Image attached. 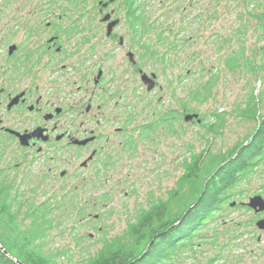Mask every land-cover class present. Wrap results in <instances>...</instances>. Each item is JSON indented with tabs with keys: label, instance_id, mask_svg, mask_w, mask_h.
<instances>
[{
	"label": "flooded vegetation",
	"instance_id": "obj_1",
	"mask_svg": "<svg viewBox=\"0 0 264 264\" xmlns=\"http://www.w3.org/2000/svg\"><path fill=\"white\" fill-rule=\"evenodd\" d=\"M142 1L122 0L118 6L119 0H98L97 4L70 0L75 6H60L61 0H0V178L17 198L21 187L29 185L34 198L45 199L51 192L44 202L86 203L92 209L105 201L119 203V182L101 187L127 166L126 155L146 154L144 145L153 144L152 134L160 123L154 108L151 121L137 124L144 116L139 106L144 105L127 96L137 76L145 85L144 75H156L146 73L143 66L145 53L154 50L136 38L135 45L127 44L118 33L122 25H127L128 34L139 35L144 29ZM159 2L168 6L165 0ZM115 43L123 56L112 50ZM183 45L178 41L169 51ZM147 83L153 85L150 80ZM262 164L264 154L235 175L236 182L228 188L221 173L219 211L171 213L169 199L141 210L138 226L152 216L154 228L162 222L173 229L181 224L188 229L193 223L205 226L212 221L187 218L191 214L219 216L217 237L212 239L216 261L264 264V209L249 207L257 197L264 205V184L249 193L246 202V191L240 188ZM84 210L85 206L77 210V216ZM162 213L164 221L159 220ZM184 237L178 245L201 247L198 241H208L207 237L197 239V232L193 237L189 231ZM154 243L158 244V238H152Z\"/></svg>",
	"mask_w": 264,
	"mask_h": 264
},
{
	"label": "rangeland",
	"instance_id": "obj_2",
	"mask_svg": "<svg viewBox=\"0 0 264 264\" xmlns=\"http://www.w3.org/2000/svg\"><path fill=\"white\" fill-rule=\"evenodd\" d=\"M159 1L143 0L140 3L142 17L146 18L139 35L128 34L127 25H122L118 31L125 36L127 44L135 45L139 39L144 46L154 50L152 54L147 51L143 59L144 71L156 74L154 88L149 90L150 84H145L147 89L137 76L130 82L127 96L141 100L144 105L139 106V109L144 108V116L137 124L144 119L151 121L154 108L159 118L167 111H178L180 116L178 122H174V131L158 125L152 134L153 144L147 141L144 145L146 154L135 158L126 155L127 166L117 170L114 180L101 187L103 190L107 185L119 182L122 193L119 203L105 201L92 209L86 203L51 199L44 202L51 192L45 199L34 198L29 194V185L21 187L18 199L13 191L9 193L8 199H16L11 203H15L13 209L18 214L21 230L37 228L44 236L37 244L59 264H81L86 259L96 258L116 239L129 243L131 225L138 226L141 210L149 209L152 204L170 199L171 213L183 212V208L190 205L192 188L189 181L180 182L186 163L190 164L192 156H198L204 150L219 157L228 154L238 144L251 140L264 117V56L255 55V50L264 46L261 27L264 0H165L168 6H160ZM91 2L97 4L98 0ZM69 3L70 0H61L60 6H75ZM122 4L119 0L118 6ZM229 39L232 41L227 42ZM178 41L185 47L169 51L170 45H176ZM114 45L112 50L123 56L124 51L118 49V43ZM243 47L245 58L263 66L261 71H247L243 67L232 73L226 68L225 61L231 52L241 53ZM126 65L125 62L124 67ZM212 78L216 79L212 95L207 100H197L194 91L203 93ZM137 86L135 94L131 95ZM249 110L254 111V117L248 114ZM217 112L222 113L217 134L203 130L202 121H184L187 115L197 114L201 120L205 117L207 122H214ZM262 184L263 164L252 180L240 184L241 190L246 191L243 202ZM126 190L129 194H125ZM33 206L43 208L45 216L38 220L30 217ZM83 206L84 212L77 216V210ZM211 220L197 231L200 236L197 239L207 237L208 241H198L203 243L201 247L197 243L181 245L173 264H219L215 245L219 216Z\"/></svg>",
	"mask_w": 264,
	"mask_h": 264
},
{
	"label": "trees",
	"instance_id": "obj_3",
	"mask_svg": "<svg viewBox=\"0 0 264 264\" xmlns=\"http://www.w3.org/2000/svg\"><path fill=\"white\" fill-rule=\"evenodd\" d=\"M261 21V27L264 30V19ZM231 41L232 39H229L227 42ZM245 53L244 47L241 49V53L231 52L230 57L225 61L226 68L232 73H236L243 67H246L247 71H257V69L261 71L263 66H258L249 57L245 58ZM258 54L264 56V46L255 50V55ZM243 59L244 62H242ZM215 83L216 79L212 78L207 82L203 93L201 90L194 91L196 99L207 100L212 95ZM186 111L190 112V110ZM248 114H252L253 117L255 115L254 111L251 113V110L248 111ZM179 116L178 111L165 112L160 118L159 127L163 126L174 131V122H178ZM220 118H222V113L218 112L214 114V122H207L204 117L202 118L201 127L208 134H217ZM263 154L264 117H262L261 123L252 135L251 140L238 144L228 154H222L219 157V155H213L211 151L204 150L198 156L193 155L192 162L190 164L186 163L185 172L180 178V182L189 181L192 185L191 202L190 205L183 208V212L203 214L219 211V193L221 189L219 177L221 173L224 171L223 184L228 188L236 182L235 175L242 173L249 167L251 168ZM3 181V178H0V244L10 257L0 249V264H59L54 256L43 251L42 245L37 244L40 239L44 238L37 228L29 229L26 232L21 230L17 221L18 214L13 209L15 203H11L18 198L15 200L8 199L11 186ZM43 214V208L35 209L33 206L29 216L38 220ZM179 217L174 220L179 221ZM153 218L150 216L140 227L134 223L131 225L129 243H122L116 239L98 257L86 259L81 264H173L180 249L178 243L185 238V234L190 231L194 237V233L203 226L193 223L188 229H183L184 225L181 224L182 226L179 225L173 229L170 228L168 223L165 225L160 222V226L154 228L155 220ZM187 218L195 221L214 219V217L199 214H191ZM159 220H165L163 213L159 215ZM154 237L158 238L157 245L155 243L151 245V240Z\"/></svg>",
	"mask_w": 264,
	"mask_h": 264
},
{
	"label": "water",
	"instance_id": "obj_4",
	"mask_svg": "<svg viewBox=\"0 0 264 264\" xmlns=\"http://www.w3.org/2000/svg\"><path fill=\"white\" fill-rule=\"evenodd\" d=\"M147 80H150L152 83H154L155 82V76L153 78H151V77H149L147 75H144V82H145V84H148L147 83ZM153 88H154V85H150L149 86V90H152ZM184 121L185 122H194V121H197V123H201L202 120L199 118V115H197V114H189V115H187L184 118ZM259 205H261V210H263L264 209V205H262V201H261L260 197H257V198L252 199L251 202L249 203V207H253V208L258 207ZM0 249L7 256L10 257V255L8 254V252L5 250V248L3 246H1V244H0Z\"/></svg>",
	"mask_w": 264,
	"mask_h": 264
}]
</instances>
